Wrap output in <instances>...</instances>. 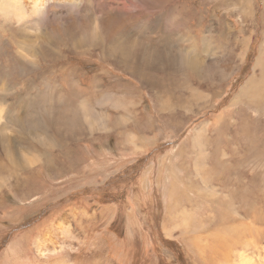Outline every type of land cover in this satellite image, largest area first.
<instances>
[{
	"label": "rangeland",
	"instance_id": "374dc122",
	"mask_svg": "<svg viewBox=\"0 0 264 264\" xmlns=\"http://www.w3.org/2000/svg\"><path fill=\"white\" fill-rule=\"evenodd\" d=\"M17 1L24 30L0 0V264L75 212L117 264H264V0ZM108 10L129 30L107 36Z\"/></svg>",
	"mask_w": 264,
	"mask_h": 264
},
{
	"label": "bare ground",
	"instance_id": "6f19581e",
	"mask_svg": "<svg viewBox=\"0 0 264 264\" xmlns=\"http://www.w3.org/2000/svg\"><path fill=\"white\" fill-rule=\"evenodd\" d=\"M1 2L6 4V10L12 15L11 17L19 22L21 30H24L29 20L24 21V19H27V15L22 8L23 6L17 0H1ZM40 13H42L41 9L36 8L32 10V16L34 17L40 15ZM85 20L86 17L82 14L75 27H79L78 31L81 33L80 37L83 36L85 41L99 42L100 35L94 31L92 24H88ZM100 21L104 26L108 27L106 28L107 30H105L107 36H113L116 33L122 34L124 31L129 30V25L124 21V18L120 17L112 10H108L102 14ZM154 53L158 54V51H154ZM196 57H194V60ZM191 59H193L192 56ZM199 64L203 65L201 62H199ZM246 89L247 87L244 90ZM87 109V107H84L83 118H81L80 126L83 128H85L84 126H90L91 124L94 125L93 122H100L99 119L94 117L96 114H93ZM110 119L112 121L118 120L117 117ZM89 129L91 130V128ZM18 196L21 197L22 194ZM2 199L3 194H0V202ZM80 215L81 214L78 215L76 212L74 213V217H77L74 218V220L76 219V222L73 226L71 225V222L66 220L68 215L62 216L56 226L52 225L53 227L48 230L44 236L38 237L35 245V254L33 255H29L25 247V241L28 239H19V241H16L14 245L10 247L9 251L6 252L7 255L5 254L6 257L4 258L3 264H117L116 261H108V246L106 242L100 241L96 234L91 235L86 231V227L83 225V220H81L82 216L80 217ZM182 216L184 218V223L188 224L190 221L189 217L193 215L183 212ZM88 218L91 219V216ZM91 237H93V240H90ZM22 239H25V241L23 240L24 242H22ZM68 239L70 240V244H68ZM68 249L71 251V259L67 257ZM83 249L89 250L82 251ZM246 263L252 264V260L240 261V264Z\"/></svg>",
	"mask_w": 264,
	"mask_h": 264
}]
</instances>
